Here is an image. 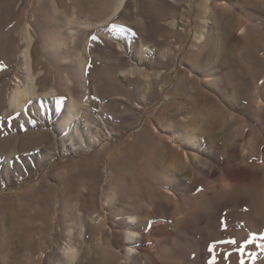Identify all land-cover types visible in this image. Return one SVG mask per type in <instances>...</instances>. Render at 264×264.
Here are the masks:
<instances>
[{
	"label": "rangeland",
	"instance_id": "obj_1",
	"mask_svg": "<svg viewBox=\"0 0 264 264\" xmlns=\"http://www.w3.org/2000/svg\"><path fill=\"white\" fill-rule=\"evenodd\" d=\"M0 264H264V0H0Z\"/></svg>",
	"mask_w": 264,
	"mask_h": 264
},
{
	"label": "bare ground",
	"instance_id": "obj_2",
	"mask_svg": "<svg viewBox=\"0 0 264 264\" xmlns=\"http://www.w3.org/2000/svg\"><path fill=\"white\" fill-rule=\"evenodd\" d=\"M30 95L31 94L27 90L26 86L22 87L21 84L18 83L16 88H14L12 93H11L10 101H11V103L22 108L23 104L29 98ZM47 112L51 113L52 111L50 108H47ZM74 127H75L76 132H78L79 129L81 130L82 125H79V123L76 122ZM76 134L78 135L79 133H76Z\"/></svg>",
	"mask_w": 264,
	"mask_h": 264
},
{
	"label": "snow or ice",
	"instance_id": "obj_3",
	"mask_svg": "<svg viewBox=\"0 0 264 264\" xmlns=\"http://www.w3.org/2000/svg\"><path fill=\"white\" fill-rule=\"evenodd\" d=\"M93 39H95V37H93Z\"/></svg>",
	"mask_w": 264,
	"mask_h": 264
}]
</instances>
